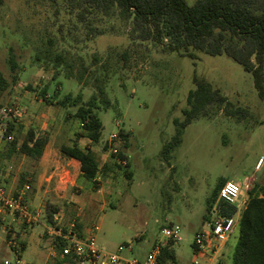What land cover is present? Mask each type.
I'll return each mask as SVG.
<instances>
[{
  "label": "rangeland",
  "instance_id": "374dc122",
  "mask_svg": "<svg viewBox=\"0 0 264 264\" xmlns=\"http://www.w3.org/2000/svg\"><path fill=\"white\" fill-rule=\"evenodd\" d=\"M186 1L193 4L196 0ZM55 8L50 0H0V73L10 83L0 89V110L10 104L22 106L26 113L20 123L25 128L16 133L19 144L29 127L46 131L50 136L47 154L63 161L60 146L73 143L80 121L70 114L75 108L50 104L39 92L49 86L48 98L57 94L58 99L82 90L87 101L95 92L94 81L87 74L88 84L81 87L76 78L81 70L79 58L90 64L93 54L101 61L111 54L106 92L112 106L105 110L101 104L96 110L104 126L102 141L80 142L81 146L91 147L98 157L102 167L100 184L94 188L79 175L76 183L56 191L57 182L45 180L54 167L40 163L34 166L29 157L18 151L8 156L9 140L0 143V182L13 193L21 189L20 178L27 174L33 183L27 197L34 206L57 203L66 223L77 217L84 229L98 224L97 245L128 257L143 258L153 243L165 239L162 228L177 224L181 227V240L175 244L177 260L168 264H203L193 243L211 215L209 200L217 183H241L252 178L254 184L264 187V100L254 87L251 73L226 55L200 53L194 60L163 53L151 43L136 47L125 64L117 54L131 44L129 27L109 19L104 24L106 33L85 40V31L68 23L63 11L56 15ZM61 22L65 40L60 39L58 32ZM48 48L47 54L51 55L56 51L69 53L56 80L52 79V64H46L42 55ZM10 51L19 64L16 83L12 82L15 72L8 61ZM37 53L42 56L39 61L35 59ZM100 65L95 67L99 75L103 73ZM70 71L72 76L68 75ZM194 75L210 81L235 106L247 108L249 114L237 120L226 115L222 107L209 106L205 115L185 128L182 142L167 162L161 150L176 133L175 120L184 118L188 93L195 87ZM27 85L32 89H27ZM120 129L131 132L130 145L125 149L132 172L130 179L125 177L123 168L114 166L112 153L103 149L110 135ZM0 219V264L6 260L17 264V255L6 235L11 224H20L8 214ZM43 222L42 219L30 226L20 264H55L60 259L59 254H50L52 238L45 235ZM238 234L236 227L222 247L225 264H233L231 257Z\"/></svg>",
  "mask_w": 264,
  "mask_h": 264
},
{
  "label": "trees",
  "instance_id": "16d2710c",
  "mask_svg": "<svg viewBox=\"0 0 264 264\" xmlns=\"http://www.w3.org/2000/svg\"><path fill=\"white\" fill-rule=\"evenodd\" d=\"M50 1L56 6V15L63 11L68 23L71 22L75 29L85 31V40H92L106 33L104 24L109 19H114L129 27L128 37L131 44L118 54L116 53L118 60H123L125 64L132 57L136 47L147 43H151L163 53H177L194 60L200 57V53L226 55L239 63L245 71L251 73L254 87L259 97L264 100V0H196L193 4H189L186 0ZM63 28V22L59 23L58 32H60L61 40H65ZM110 28L114 29V25L111 24ZM49 51V48L44 49L42 55L45 57L46 64L49 62L52 64L54 70L52 79L56 80L61 74L60 67L67 63L69 53L56 51L51 55L47 54ZM110 57H112L111 54L107 55L106 61H101L98 55L93 54L90 64H86L83 57L79 58L81 70L76 74V78L81 87L88 84L85 78L87 74L94 81L95 92L87 101L84 100L82 90L75 95L67 93L58 99L57 94L48 98L49 86H45L39 92L41 98L50 104L75 108V112H70V114L80 121V130L76 132V139L72 144H61L60 151L63 156L77 159L80 162V176L89 181L94 188L99 185L97 177L102 172V167L93 149L89 146H81L80 140L86 139L95 144L102 141L104 126L96 110L101 108V104L105 110L112 106L106 92L110 75L108 71ZM41 58L42 56L37 53L36 61ZM8 61L12 71L15 72L12 82L16 83L19 78V64L13 51H10ZM99 64L103 71L101 75L96 74L98 71L95 67ZM68 75L72 76L73 72L70 71ZM193 82L195 87L188 93V106L182 111L184 118L175 120L176 133L163 144L161 150V156L167 162L172 158L175 148L182 142L185 128L200 115H205L209 106L222 107L226 115L235 117L237 120L249 114L247 108L235 106L221 89L215 87L207 79L194 75ZM9 85L10 83L0 73V89L4 90ZM27 89L31 90L32 86L27 85ZM24 128L20 121H9L5 135L13 134V139L8 141V156L18 151L29 157L32 164L37 166L50 141L49 133L37 132L29 127L19 144L16 133ZM130 137L131 132L120 129L113 142L118 150L111 152L114 166L119 169L123 168L127 179L132 177V172L128 169L129 157L125 151L130 145ZM110 146L111 144L105 141L103 149L109 150ZM118 161H126V164ZM103 170L106 172L108 166L105 165ZM226 181L220 180L217 183L209 200L210 208L211 203L217 197L219 188ZM26 183L33 186L32 181L27 179V174H24L20 178V187L22 188ZM59 211H61L59 204L47 202L45 220L48 223H54L53 214ZM20 225L22 230L30 226L25 223ZM76 229L79 232L82 231L80 222L77 223ZM238 232L231 257L232 263L264 264V187L257 183L249 192L247 205L239 221ZM6 236L8 242L16 241L21 252L26 248L25 239L21 238V232L15 229L14 223L8 227ZM54 241L55 239L53 243ZM64 243L59 239L54 246L57 254L60 255ZM176 243L172 239L167 242L160 254L159 264H168L169 261L176 263ZM193 246L196 250L194 243ZM64 261L67 262L68 258L60 257L55 264H62Z\"/></svg>",
  "mask_w": 264,
  "mask_h": 264
},
{
  "label": "built area",
  "instance_id": "2783aa9c",
  "mask_svg": "<svg viewBox=\"0 0 264 264\" xmlns=\"http://www.w3.org/2000/svg\"><path fill=\"white\" fill-rule=\"evenodd\" d=\"M26 110L17 104H12L1 108L0 110V143L3 140H12L13 134L5 135L9 121H20L25 115ZM117 137V133L110 135L108 143L111 144L109 151L117 152L118 148L113 143ZM126 164V161H118ZM66 174L65 182H70V169L63 168ZM99 181V175L97 177ZM100 184V181H99ZM254 187V180L248 178L241 183L234 181H226L220 188L211 206V215L205 222V228L198 232L195 236L194 244L196 246L195 252H204L207 249H214L213 251L221 249L231 237L234 229L239 226V221L243 210L245 209L249 192ZM31 190V185L26 183L19 190L14 193H9L6 187L0 183V217L8 214L13 222L19 224L25 223L32 225L41 221L47 222L44 219L45 207L41 205L34 206L28 199V192ZM46 206V205H45ZM32 207H36L35 210ZM79 216V215H77ZM53 222H47V234L53 239L54 246L61 239L65 243L62 246L60 257L68 258L71 264H159V257L163 247L172 239L175 242L181 240V227L177 224H170L162 228L164 240H158L153 243L151 250L143 257H128L120 252H110L100 248L97 245L96 233L99 226L92 223L85 230L79 232L76 229L78 218L66 222L63 219V214L59 211L53 214ZM210 242H214L211 244ZM9 245L17 255L16 263H21L20 254L22 253L16 241H9ZM132 250L131 247L128 248ZM56 249L53 254H56ZM5 264H10V261H5Z\"/></svg>",
  "mask_w": 264,
  "mask_h": 264
},
{
  "label": "crops",
  "instance_id": "0c3cea01",
  "mask_svg": "<svg viewBox=\"0 0 264 264\" xmlns=\"http://www.w3.org/2000/svg\"><path fill=\"white\" fill-rule=\"evenodd\" d=\"M83 140H80V142ZM50 142V141H49ZM49 144V143H48ZM47 144V146H48ZM47 147L45 149V152L40 160V165L43 164L46 167H54V171H52L45 180L47 181H54L57 182V185L55 186L56 191H60L61 188H66L69 184H74L76 183L77 178L79 177L81 170H80V162L77 159L74 158H67L65 157L63 161L58 160L55 155H49L47 154ZM67 167L70 169V182H65L64 176L66 174L63 171V168ZM39 223V222H37ZM45 224V227H47V222H43ZM66 223V222H64ZM81 223V222H80ZM35 224V223H34ZM33 225V224H32ZM30 225V226H32ZM82 225V223H81ZM26 227V229L22 230L21 225H15V229L17 231L21 232V238L25 239L29 231L31 230L32 227ZM84 226L82 225V230H85L83 228ZM45 235H47V229H45ZM43 232V233H44ZM52 238V237H51ZM26 242V240H25ZM53 247V238L51 242V248ZM55 248H53L54 250ZM214 249L211 247V249H207L204 252H196L197 254L201 255L203 257V264H225V261L223 260L222 257V248L216 251H213ZM52 256L56 257L58 254H53V251L50 252ZM62 264H71L69 261H64ZM199 264H202L201 262Z\"/></svg>",
  "mask_w": 264,
  "mask_h": 264
}]
</instances>
